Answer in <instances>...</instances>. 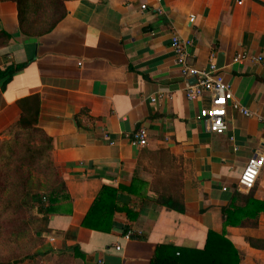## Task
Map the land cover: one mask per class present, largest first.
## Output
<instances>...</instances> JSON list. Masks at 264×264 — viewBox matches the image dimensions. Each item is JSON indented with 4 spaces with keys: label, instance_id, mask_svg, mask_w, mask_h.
<instances>
[{
    "label": "crops",
    "instance_id": "1",
    "mask_svg": "<svg viewBox=\"0 0 264 264\" xmlns=\"http://www.w3.org/2000/svg\"><path fill=\"white\" fill-rule=\"evenodd\" d=\"M64 8L52 31L26 36L15 3L0 0V73L13 70L0 78V141L21 115L17 102L37 95V127L52 140L50 159L71 201L69 213L48 216L60 247L75 248L74 264H150L161 245L189 261L212 232L230 241L239 264H264V212L248 227L224 226L221 213L235 189L264 202V165L252 189L238 186L248 160L264 156V0H65ZM173 36L192 42L194 68L215 65L232 102L252 117L229 103L226 131L206 130L199 111L209 96L186 98L191 79L181 75ZM140 127L146 146L135 147L128 136ZM146 161L179 171L178 186L160 191ZM136 173L146 199L118 192L117 200L136 219L115 212L109 233L81 227L103 186L128 187ZM163 193L184 212L158 206Z\"/></svg>",
    "mask_w": 264,
    "mask_h": 264
},
{
    "label": "trees",
    "instance_id": "2",
    "mask_svg": "<svg viewBox=\"0 0 264 264\" xmlns=\"http://www.w3.org/2000/svg\"><path fill=\"white\" fill-rule=\"evenodd\" d=\"M15 3L19 29L26 36H41L49 33L56 24L65 17V0H2ZM4 37H10L3 33ZM0 73V78L8 74ZM21 115L4 133L9 139L4 142L9 151L10 160L17 162L14 165L13 176L8 179L9 188L5 184L1 187L6 197L2 202V211H8L12 206L14 210H31L37 217L49 216L57 213L70 212L71 201L66 191L65 184L60 179L57 168L50 159L52 140L43 130L37 127L39 113V97L37 95L21 99L17 102ZM17 149L22 150V156L17 158ZM46 163L49 171L50 182L54 183L47 196L30 188L29 176H25V170L37 163ZM147 182L134 174L128 187L120 186L117 189L103 186L92 202L88 212L84 216L81 227L100 233H109L112 229L113 215L115 212H124L129 220H134L137 214L130 208L117 204L118 192L146 199ZM7 193V194H6ZM46 203H43V199ZM237 201L243 202L239 206ZM156 204L169 210L183 213V202L166 193L156 198ZM68 210V211H67ZM264 212V202H258L251 197L243 196L236 189L227 207L221 209L224 226L248 227L256 226L258 216ZM253 219V220H252ZM9 226V224H8ZM24 227L16 228V236L25 233ZM40 234L39 232H37ZM251 247L256 243L247 238ZM264 248V245H263ZM75 253V248H71ZM183 251L179 248L161 245L158 246L150 264H239L240 257L223 233L218 235L208 232L206 244L201 251H192L189 261L183 260ZM77 255L76 253L74 256ZM18 259H12L0 264H17Z\"/></svg>",
    "mask_w": 264,
    "mask_h": 264
},
{
    "label": "rangeland",
    "instance_id": "3",
    "mask_svg": "<svg viewBox=\"0 0 264 264\" xmlns=\"http://www.w3.org/2000/svg\"><path fill=\"white\" fill-rule=\"evenodd\" d=\"M5 141H0V262L18 259L17 264H74L72 251L60 247L56 234L48 228V216L37 217L26 208L15 212L14 206L6 212L2 211V202L10 195H5L1 187L5 184V187L9 188L8 179L13 176L14 165L17 164L10 160ZM21 153L22 150L17 149V158L22 156ZM142 165L146 166V169L151 168L153 185L158 186L160 191L168 193L170 190L166 188L178 186L179 171H175L168 164L163 162L160 166L157 161H153V164L146 161L142 162ZM24 173L27 177L30 174L28 185L32 190L47 196L48 190L53 188L54 183L50 182L46 163H37ZM43 203H46L45 198ZM18 227H24L25 233L16 236Z\"/></svg>",
    "mask_w": 264,
    "mask_h": 264
},
{
    "label": "built area",
    "instance_id": "4",
    "mask_svg": "<svg viewBox=\"0 0 264 264\" xmlns=\"http://www.w3.org/2000/svg\"><path fill=\"white\" fill-rule=\"evenodd\" d=\"M141 9L145 10L146 6L142 5ZM156 11L161 12L159 9ZM193 18L191 16L190 20H193ZM191 44V41L182 40L177 36H173L171 39V48L175 54L176 63L181 68V75L188 80L192 78L196 79L194 84L186 85V98L189 101H193L201 98L205 94L209 96L210 104L208 107L202 108L199 111V120L204 124L208 132L221 135L227 129L226 108L229 103H231L233 109L239 111L246 117H252L253 114L238 103L232 102L233 95L231 89L223 82L221 75L215 69V65L212 62L203 70L196 69L190 65L186 50ZM237 59L235 58L234 60L237 61ZM159 97L163 96L159 95ZM257 119L264 127V117H258ZM146 137V130L140 127L128 136V140L132 146L144 147L146 146ZM263 165V155L250 158L238 180L239 188L243 190L252 189Z\"/></svg>",
    "mask_w": 264,
    "mask_h": 264
},
{
    "label": "water",
    "instance_id": "5",
    "mask_svg": "<svg viewBox=\"0 0 264 264\" xmlns=\"http://www.w3.org/2000/svg\"><path fill=\"white\" fill-rule=\"evenodd\" d=\"M196 82V79L195 78H192L191 79V84H194Z\"/></svg>",
    "mask_w": 264,
    "mask_h": 264
}]
</instances>
